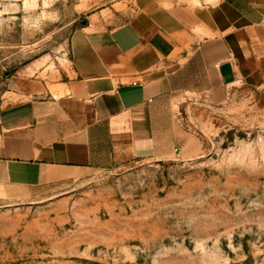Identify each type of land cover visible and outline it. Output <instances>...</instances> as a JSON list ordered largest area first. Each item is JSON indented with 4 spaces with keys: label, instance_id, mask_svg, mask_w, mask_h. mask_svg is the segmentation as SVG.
Instances as JSON below:
<instances>
[{
    "label": "rangeland",
    "instance_id": "1",
    "mask_svg": "<svg viewBox=\"0 0 264 264\" xmlns=\"http://www.w3.org/2000/svg\"><path fill=\"white\" fill-rule=\"evenodd\" d=\"M3 1L0 108L21 98L22 78L47 90L67 81L72 29L109 0ZM258 86L215 89L182 108L201 146L190 160L0 188V264H264V79Z\"/></svg>",
    "mask_w": 264,
    "mask_h": 264
},
{
    "label": "crops",
    "instance_id": "2",
    "mask_svg": "<svg viewBox=\"0 0 264 264\" xmlns=\"http://www.w3.org/2000/svg\"><path fill=\"white\" fill-rule=\"evenodd\" d=\"M84 14L67 41L68 80L47 90L22 78L21 98L0 108L2 189L195 158L182 108L264 79V0H109Z\"/></svg>",
    "mask_w": 264,
    "mask_h": 264
},
{
    "label": "water",
    "instance_id": "3",
    "mask_svg": "<svg viewBox=\"0 0 264 264\" xmlns=\"http://www.w3.org/2000/svg\"><path fill=\"white\" fill-rule=\"evenodd\" d=\"M81 23L83 24L84 22H83V21H81Z\"/></svg>",
    "mask_w": 264,
    "mask_h": 264
},
{
    "label": "built area",
    "instance_id": "4",
    "mask_svg": "<svg viewBox=\"0 0 264 264\" xmlns=\"http://www.w3.org/2000/svg\"><path fill=\"white\" fill-rule=\"evenodd\" d=\"M2 0H0V2H1Z\"/></svg>",
    "mask_w": 264,
    "mask_h": 264
}]
</instances>
